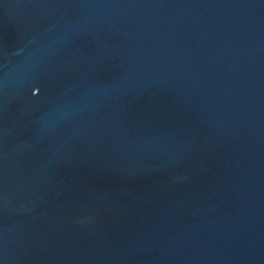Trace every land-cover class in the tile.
<instances>
[{
  "label": "water",
  "instance_id": "1",
  "mask_svg": "<svg viewBox=\"0 0 264 264\" xmlns=\"http://www.w3.org/2000/svg\"><path fill=\"white\" fill-rule=\"evenodd\" d=\"M0 264H264V0H0Z\"/></svg>",
  "mask_w": 264,
  "mask_h": 264
}]
</instances>
